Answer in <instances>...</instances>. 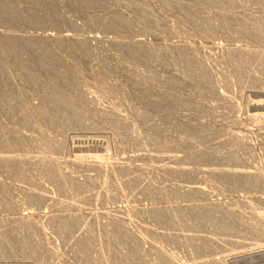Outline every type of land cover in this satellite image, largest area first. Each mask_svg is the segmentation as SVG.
I'll return each mask as SVG.
<instances>
[{
  "label": "rangeland",
  "instance_id": "374dc122",
  "mask_svg": "<svg viewBox=\"0 0 264 264\" xmlns=\"http://www.w3.org/2000/svg\"><path fill=\"white\" fill-rule=\"evenodd\" d=\"M0 1H9L22 14L31 11L33 23L37 22L18 27L0 21V35L34 37L43 43L50 60L57 57L44 80L58 73L72 75L71 80L47 84L31 94L22 72L9 65L11 58L0 47V65L8 66L14 90L7 98L14 104L21 94L29 108L27 122L21 114L0 110V122L26 138L20 149L0 147V153L20 154L27 167L23 176L0 168V190L12 204L10 209L0 207V237L13 231L17 246L21 240L22 248L29 244L0 255V264H84V260L107 264L112 252L123 264L127 260L132 264L133 255L134 260L138 257L136 264H264V60L254 56L255 52L264 55V32H242L236 25L241 17L264 22V0H234L232 6L223 3L216 11L198 0H176L189 4L191 9L188 6L184 12L176 6L166 8L162 0H54L51 20L42 11L47 0ZM134 3L147 5L163 24L140 20L130 8ZM195 13L207 16L209 35L197 23L189 24ZM217 13L231 16V25ZM118 15L132 27L103 29L105 21L116 22ZM125 43L146 46L137 53H124ZM148 45L165 54L147 58ZM229 50L248 59L245 66L242 63L244 79L236 72ZM35 53L28 51L23 57L31 60ZM183 55L194 56L201 64L206 73L201 87L188 76ZM36 68L32 66L31 72L36 73ZM252 78L255 83H250ZM203 86L210 94L201 92ZM57 90L72 96L76 110L83 114L82 124L76 126L73 116H68L72 126L54 130L31 112ZM53 117L57 120V114ZM199 129L206 131L199 134ZM53 140L59 147L49 150ZM160 141L167 145L163 150L156 147ZM77 155L107 164L101 169L76 161ZM53 169L61 174L60 181ZM229 173H253L260 183L249 184L243 178L234 182ZM71 178L80 186L75 191L68 188ZM56 180L68 189H61ZM147 189L162 194L153 196ZM35 193L43 198L38 201ZM163 194L170 196L162 198ZM167 205L171 212L165 217L168 221L162 222L165 218L157 219L153 212ZM199 205L220 208V214L192 227L196 213L203 211ZM185 210L187 215H181ZM66 214L78 216L79 221L61 236L54 217ZM226 225L233 229L218 228ZM107 226L115 233L120 228L124 239L119 242L125 240L108 243L109 250L103 249L102 240ZM192 236L198 241L192 242ZM80 238L90 246L87 250L78 245ZM24 250L32 251L34 259Z\"/></svg>",
  "mask_w": 264,
  "mask_h": 264
},
{
  "label": "bare ground",
  "instance_id": "6f19581e",
  "mask_svg": "<svg viewBox=\"0 0 264 264\" xmlns=\"http://www.w3.org/2000/svg\"><path fill=\"white\" fill-rule=\"evenodd\" d=\"M199 1V3L198 4H203V5H205V6H207L209 9H214L215 10V8L217 9V7H218V9H220L221 8V4H223V3H228L227 5H231L232 3H234V0H198ZM208 1V2H207ZM210 1V2H209ZM212 1V2H211ZM54 2H55V4H56V1H54V0H47L46 1V3H45V6H44V8L42 9V11L44 10V15L45 16H49L52 12H53V10H54V8H55V4H54ZM137 2V1H136ZM162 2L164 3V6L166 7V8H172V7H174V6H176V7H178L179 9H181L182 10V12H184V10H186V9H188V6H189V4H188V6L187 5H184V4H177V3H179L178 1H176V0H162ZM177 2V3H176ZM181 3V2H180ZM197 3V2H196ZM198 4H196V5H198ZM233 5V4H232ZM231 5V6H232ZM190 7V6H189ZM196 7V6H195ZM230 7V6H229ZM130 8H132V9H134V10H136L137 11V13H138V18L140 19V20H142V21H149V22H152V23H154L155 25H162L163 23L161 22V20L160 19H157L154 15H153V13L149 10V7L147 6V5H145V4H136V3H134V4H131L130 5ZM190 9H191V7H190ZM193 9V8H192ZM216 11V10H215ZM229 11V10H228ZM227 11V12H228ZM195 12H196V10H195ZM33 14H35V13H33ZM37 14V13H36ZM221 14H222V12H221ZM221 14H218L217 13V16L218 17H220V20L222 21V22H226V25L229 27V25H231L229 22H228V20L230 19V17H228V15L226 14V13H224V15H221ZM51 16V15H50ZM50 16L48 17V18H50ZM32 17H34L33 15H32V12L31 11H28V12H24L23 14L20 12V10L19 9H17L16 7H14V6H12V4L9 2V1H0V21H4V22H2V23H7V24H11V23H13V25H16V26H18L19 27V25L21 26L22 24L23 25H25V24H32L33 22H34V20L32 21ZM45 18V17H44ZM137 18V19H138ZM44 20H46V19H44ZM50 20H51V18H50ZM189 21V20H188ZM237 20H235V22H236ZM36 22V21H35ZM43 22V21H42ZM1 23V24H2ZM37 23V22H36ZM36 23H33V24H36ZM39 23H41V22H39ZM165 23V22H164ZM192 23H197L198 24V26H199V28H200V30L201 31H203V32H206L207 34L208 33H210L212 30L209 28V23H208V19H207V16L206 15H201V14H193V16H191V18H190V21H189V24H192ZM228 23H229V25H228ZM235 24V23H234ZM43 25V24H42ZM101 25V24H100ZM103 25V29L105 28H107V30H109V29H111V30H113V31H120V30H128V29H130L132 26H130V24L127 22V20H126V18L125 17H123V16H117V20H116V22H106L105 21V23L104 24H102ZM101 25V26H102ZM224 25V24H223ZM238 27H239V29L238 30H240V31H250V32H256V33H262V32H264V22H258V23H254V22H249V20L247 21V19L246 18H242L241 17V19H238V21H237V24H236ZM16 26H15V28H16ZM34 26V25H33ZM191 26V25H190ZM180 27V26H179ZM6 28V27H5ZM232 28V27H231ZM8 29V28H7ZM178 29V28H177ZM10 30V29H9ZM30 30V29H29ZM198 30V29H197ZM179 31V30H178ZM8 32V31H7ZM19 32V31H18ZM127 32V31H126ZM175 32H177V31H175ZM180 32H181V30H180ZM249 33V32H248ZM2 34V33H1ZM4 34V33H3ZM61 34V33H60ZM125 35V34H124ZM209 35V34H208ZM63 36V35H62ZM66 36V35H65ZM28 37V36H27ZM26 36L25 37H21V36H16V35H14V34H9V35H0V47H2V50H4L5 52H4V56H5V54L6 55H8L9 56V58H11L10 59V61H11V64L9 63V65H12L13 67H15L17 70H18V73H20V72H22L20 75H21V77L23 78L22 80H24L26 83H28V86H29V92L31 93V94H37L38 92L37 91H39V92H41V90H43L45 87H47V84H51V83H53V84H55L56 85V83L57 82H63V81H66V80H71V79H69V78H71L72 77V75L70 74V73H67V72H65V73H58V74H54L53 76H48L47 78L49 79V80H44L43 78H42V76H44L45 77V79H46V72L47 71H50L51 70V68L55 65V63L54 62H56V61H58V59H57V57L55 58V57H53V58H51V60H50V58L48 57V55H47V50L43 47V43L40 41V40H37L36 38H27ZM122 37V36H121ZM65 38V37H64ZM39 39V38H38ZM65 39H60L59 40V42H62V41H64ZM67 40H68V38H67ZM130 40V39H129ZM209 40V39H208ZM239 41H240V39H239ZM72 42V41H71ZM77 43V42H76ZM75 43V44H76ZM80 43V42H79ZM73 44V43H72ZM120 44V43H119ZM122 44H123V42H122ZM148 44V43H147ZM144 45H145V43H144ZM144 45L142 46V44L140 43V44H133V43H130V44H124L123 46H122V48H121V51L122 52H124V53H134V52H138V51H140V50H142V49H144L145 47H144ZM184 45V44H183ZM75 49H77V46H75V45H72ZM146 46V45H145ZM177 46V45H176ZM182 47V46H181ZM178 48H179V45H178ZM178 48H176V49H178ZM147 50H148V55H146L147 56V58H150L151 59V57H154V56H156L157 54H159V53H164L165 54V51H163V50H160V49H158V48H154V47H152V46H150V45H148L147 46V48H146ZM146 49H145V51H146ZM180 49H183V48H180ZM248 49V48H247ZM1 50V49H0ZM250 50V49H249ZM28 51H37V53H35V56H34V58L33 59H25L23 56H24V54H25V52H28ZM182 51H184V50H182ZM182 51H180V52H182ZM240 51V50H239ZM2 52V51H1ZM179 52V51H178ZM238 52V51H237ZM250 52V51H249ZM249 52H248V54H249ZM258 52H260V51H258ZM250 53H252V52H250ZM263 53V52H262ZM247 54V53H246ZM245 54V55H246ZM255 55V57H257V58H262L263 60H264V55L263 54H261V53H257L256 54V52L254 53ZM163 55V54H162ZM0 56H2V55H0ZM228 56H229V58L232 60V64H234V68H235V70H236V72L238 73V75L240 76V78H242L243 77V75H244V72L246 71H244V69H245V64H247V62H248V59H246V58H243V56H241L243 59H244V61L242 60V58L240 59V56L238 55V54H236V53H234L233 51H231V50H229V53H228ZM7 57V56H6ZM250 57H251V55H250ZM47 58H49V60L50 61H47ZM196 58V57H195ZM194 58V56H191V55H188V56H185V55H183L182 56V63H183V65L185 66V68H186V70H187V74H188V76L190 75V78H192L193 79V81L196 83V84H200V87H201V83H204V81L206 80V73L204 72V70H203V68H201L200 66H201V64L200 63H196V59ZM253 59V58H252ZM7 60H8V57H7ZM242 60V61H241ZM3 61H4V59H3ZM244 62V66L242 65V63ZM2 64V63H1ZM200 65V66H199ZM32 66H35V67H38V68H36L37 70V72L35 73V72H31V68H32ZM10 68V67H9ZM7 69H8V66L7 65H0V94H2V98H0V110H6V114H9V115H13L14 113L15 114H21L20 116H22L23 117V119L25 120V122H27L28 121V119H27V117L26 116H28L27 115V110L29 109H27L24 105H23V103H22V101H21V97H20V95L18 96V98L16 99V101L14 102V104H11L10 102H9V100H8V96L9 95H11L12 93H13V89H12V87H11V84L9 83V77H8V75H7V73H6V71H7ZM70 70V69H69ZM74 70V69H73ZM20 71V72H19ZM71 76V77H70ZM50 77V78H49ZM246 78H249L248 76H246ZM243 79H244V77H243ZM250 79V78H249ZM74 80V79H73ZM245 80H247V79H245ZM248 81H250V80H248ZM245 82V81H244ZM250 83H255V81L253 80V78L251 79V81H250ZM249 84V83H248ZM52 85V84H51ZM54 86V85H53ZM197 86H199V85H197ZM253 86V85H252ZM208 89V87H204L203 86V88L201 89V92L203 91V90H205V92H210V90H207ZM245 89V88H244ZM63 91V90H62ZM62 91H58L57 90V92H55L54 93V91L52 92V93H50V94H48L47 96H45V97H43L42 98V101H41V103L39 104L38 103V105H36V106H33V108L31 109L32 111V113L35 115V116H37V117H39L41 120H43V121H45V123H49V125L48 126H50V127H52V128H54V130H56L57 128H60L61 130H62V127H63V129H65V128H68L69 126L68 125H71L70 123H68L67 122V117L68 116H73V118H74V121H75V125L77 126V124H78V126H79V124H82V117H83V114H81V113H79L77 110H76V105L74 104V102H73V98H72V96L70 95V94H67L66 92L64 93V92H62ZM204 92V91H203ZM202 92V93H203ZM204 92V93H205ZM207 92V93H208ZM17 93V92H16ZM170 94V93H169ZM208 94H210V93H208ZM17 96V95H16ZM259 98V97H258ZM40 100H41V98H40ZM254 100H255V98H254ZM261 101V103H263L262 102V100H260ZM259 101V102H260ZM257 103H258V101H257ZM183 104H185L186 105V103H183ZM195 105H196V103H195ZM198 105V104H197ZM257 105V104H256ZM263 105V104H262ZM199 106V105H198ZM197 106V107H198ZM27 109V110H26ZM259 109L260 110H262V108H260V105H259ZM47 110H50V112H48ZM18 112V113H17ZM55 114H57V120H55L54 119V117L53 116H55ZM118 118H119V116H118ZM200 124V123H199ZM66 125L68 126V127H66ZM72 126V125H71ZM84 126H87V125H83V127ZM65 127V128H64ZM81 127H82V125H81ZM80 127V128H81ZM85 129V128H84ZM203 131L205 132L206 130H203V129H199L198 130V133L200 134V133H203ZM95 132V131H94ZM93 132V133H94ZM126 132V131H125ZM208 132V131H207ZM209 133V132H208ZM205 134H207V133H205ZM229 135V134H228ZM23 136V135H22ZM101 138V137H100ZM25 139L26 138H24V137H21V136H19V135H17L16 134V132L12 129V128H9V127H7V126H4L1 122H0V147L1 148H4V149H7V148H11V147H16V146H19V149H20V146H22V144L25 142ZM95 139V138H94ZM102 139V138H101ZM104 139V138H103ZM54 141V140H53ZM106 141V140H105ZM159 141V140H158ZM101 143V142H100ZM107 144V143H106ZM106 144H104V145H106ZM82 145V144H81ZM160 147V148H162V149H160V148H158V149H160V150H163V148H166L167 147V145L164 143V142H162V141H160L159 143H157V146L156 147ZM56 147H59L58 146V144L54 141V142H50L49 143V147H48V149L50 150H52V149H54V148H56ZM12 149V148H11ZM10 149V150H11ZM47 149V150H48ZM79 149V148H78ZM79 150H81V149H79ZM78 150V151H79ZM165 150H167V149H165ZM156 151V150H155ZM158 151V150H157ZM158 153H160V152H158ZM75 155V154H74ZM203 155H206V154H203ZM197 157V156H196ZM203 158L205 157V156H202ZM201 157V158H202ZM76 161H81V160H84L85 162H87L88 164L89 163H91V164H97V167H101V166H104L105 164H107L106 162H100V161H96L95 160V162H97V163H94V162H91V160H89V158H87V157H85L84 155H77V156H75V158H74ZM94 160V159H93ZM209 161V160H208ZM207 161V162H208ZM86 163V164H87ZM217 165V164H216ZM211 166V165H210ZM225 166H226V164H225ZM230 166V165H229ZM48 167V166H47ZM107 167H108V165H107ZM232 167V166H231ZM234 167V166H233ZM0 168H2V169H4L5 171H7V172H10V173H13V174H16V175H19L20 174V176H23V175H25V173L27 172L26 171V162H25V160L23 159V158H21V156H20V154H17V153H6V152H1L0 153ZM120 168V167H119ZM228 168V167H227ZM48 169H49V172H51L52 170H51V167L49 166L48 167ZM101 169H102V167H101ZM108 169V168H107ZM113 169V168H112ZM116 169V168H115ZM115 169H114V171H115ZM212 169V168H211ZM54 170V169H53ZM103 170H104V168H103ZM106 170V169H105ZM104 170V171H105ZM109 170V169H108ZM108 170H106V172L108 171ZM110 170H111V168H110ZM119 170V169H118ZM117 169H116V171H118ZM226 170V169H225ZM230 170H232L233 171V169H230ZM26 171V172H25ZM115 171V172H116ZM231 171V173H233ZM54 172V176H55V179H57V180H61L62 178H61V174H59L58 172H56L55 170L53 171ZM226 172H227V170H226ZM226 172H224V173H226ZM230 172V171H229ZM235 172V171H234ZM240 172V171H239ZM252 172V171H251ZM107 173H109V172H107ZM221 173H222V171H221ZM231 173H229L230 174V178L234 181V182H238L239 180L240 181H245L246 183H251V184H253V185H257V184H259L260 183V181H259V178L257 179V177H254V175H252V174H247V173H242V174H231ZM241 178H243V180H241ZM21 179V178H20ZM25 179V178H24ZM27 179H29V178H27ZM71 179H73V178H71ZM33 180V178H31L30 177V179H29V181H32ZM56 180V181H57ZM76 180V179H75ZM74 179L73 180H68V182H67V180L65 181V183L67 182L68 184V188H69V190H73V191H75L76 190V188L77 187H80V186H78V183L75 181ZM34 181V180H33ZM32 181V182H33ZM59 181H57V182H59ZM133 181V180H132ZM2 183V182H1ZM59 184L60 185H58L59 187H61V185L62 184H64L63 182H62V184L59 182ZM80 184V183H79ZM138 184V183H137ZM64 186H66V185H64ZM143 186V185H142ZM263 186V185H262ZM26 188V187H25ZM62 188H67V187H61V189ZM67 188V189H68ZM78 189V188H77ZM198 189V188H197ZM39 190V189H38ZM250 190V189H249ZM148 191L151 193V190L150 189H147L146 190V193L147 194H150V193H148ZM153 193H151L150 195H153V196H156V195H158L159 196V194H162L161 192H155V191H152ZM168 193H169V191H168ZM36 194V193H35ZM170 195H172V194H175V192H170L169 193ZM188 194V193H187ZM190 194V193H189ZM33 195V194H32ZM139 195V194H138ZM170 195H165V194H163V196H161L162 198L163 197H165V196H170ZM180 195V194H179ZM42 195L41 194H36L35 196L33 195V197L34 198H36L37 200L39 199V198H43V197H41ZM8 197V196H7ZM7 197H6V195H5V193H4V191H2V190H0V207L2 208H5V209H10V207H11V205H10V203H9V201L7 200ZM166 199V198H165ZM168 199V198H167ZM170 200V199H169ZM39 201V200H38ZM163 201V200H162ZM37 202V201H36ZM168 202V201H167ZM155 203V202H154ZM167 204V203H166ZM178 206V205H177ZM200 206V205H199ZM165 207H167V209H164V207H162L163 209L162 210H156L157 212H153V215L154 216H156L157 217V219L158 218H162V217H167V214L169 213V211H170V209H168V208H170V207H168V205L167 206H165ZM194 207V206H193ZM196 207V206H195ZM193 208V209H196V208ZM201 207V206H200ZM69 208V207H68ZM159 208V207H158ZM158 208H156V209H158ZM198 208V207H197ZM202 208V207H201ZM152 209V208H151ZM150 209V210H151ZM160 209V208H159ZM180 209V208H179ZM200 209V208H199ZM218 209H220V208H212V207H210L209 209H204V208H202L201 210H203V211H200V212H198V213H196V217H195V221L196 222H194V223H192L190 226H195V225H197V223H200V222H202V221H206V222H208V220H210V219H213L214 217H217L219 214H220V211L218 210ZM155 210V209H154ZM169 210V211H168ZM172 210V209H171ZM14 211V210H13ZM186 211V210H185ZM191 211V210H190ZM4 212V211H3ZM171 212V211H170ZM183 212V211H182ZM181 212V213H182ZM17 213V212H16ZM187 211L186 212H184V214H181V215H187ZM14 214V213H13ZM152 214V213H151ZM221 214H222V212H221ZM8 215V214H7ZM62 215V214H61ZM67 215V214H66ZM231 215V214H230ZM55 219H56V222H58V223H56V224H58L57 226H59L58 228H59V230H58V233H59V231H60V233L59 234H61V236H62V234L64 235H66L69 231H71V229L73 228V226H75L77 223H78V221H79V217L78 216H75V215H67V216H56V217H54ZM164 218H162V219H164ZM185 218V217H184ZM161 219V220H162ZM161 220H159V221H161ZM163 221H168V220H166V218H165V220H162V222ZM113 221H111L110 223V230H114V228L113 227H115L114 226V223H112ZM171 223H172V221H170ZM28 223V222H27ZM27 223H26V225H27ZM117 224V223H116ZM174 224H175V222H174ZM25 225V226H26ZM107 225H109V224H107ZM85 226V225H84ZM106 226V225H105ZM189 227V226H188ZM57 228V229H58ZM108 228V226L105 228L104 227V229H105V232L103 233L104 235H105V239H102V240H104L105 241V245L103 244L104 243V241H102L101 243H99V244H101L102 245V248L105 246V248H103V249H106V250H109L108 248H107V245H108V243H110V242H119L120 240H122V239H124L123 238V235H122V230H119L118 229V232H112V231H109V229H107ZM172 228H174V227H172ZM219 229H221V231L223 230V231H230V230H232L233 229V225H226L225 227H218ZM218 228H217V230H218ZM235 228V227H234ZM107 230V231H106ZM193 230V229H192ZM89 231V230H88ZM9 232V231H8ZM11 232V231H10ZM234 232V231H233ZM1 233V232H0ZM87 233V232H86ZM219 233V232H218ZM17 233H13V231H12V233H5V234H3V236H1L0 238V255H4V257L6 256L5 254H8V255H10V253L11 252H13V250L15 249V248H17V247H19L20 245L22 246V244H20V243H24V241L23 240H21V242L18 244V246H17V244H16V242H15V240H16V238L15 237H17V236H14V235H16ZM70 234V233H69ZM102 234V235H103ZM2 235V234H1ZM13 237L15 238V239H13ZM101 237V236H100ZM103 237V236H102ZM101 237V238H102ZM219 237V236H218ZM101 238H99L100 240H101ZM104 238V237H103ZM200 237H198V239H199ZM202 238V237H201ZM233 239V238H232ZM13 240V241H12ZM20 240V239H19ZM69 240V239H68ZM100 240H99V242H100ZM190 240L192 241V242H194V241H198L197 240V238H196V236L195 237H193L192 236V238H190ZM23 241V242H22ZM125 240H123V241H121V243L122 242H124ZM15 242V243H14ZM255 242V241H254ZM77 243H78V245H80V246H82V247H84L82 250H84L86 247H88L89 245H87L86 246V242H85V240L83 239V238H80L79 240H77ZM120 243V242H119ZM120 243V244H121ZM237 243V242H236ZM29 245V244H28ZM27 244L24 246V248H26V246H28ZM104 245V246H103ZM19 247V248H22V247ZM79 246V247H80ZM29 247V246H28ZM81 247V248H82ZM90 247V246H89ZM18 248V249H19ZM24 248H22V249H20V250H23ZM209 248V247H208ZM238 248V247H237ZM28 250H31L30 248H27ZM26 249V250H27ZM204 249H206V248H204ZM211 249V248H210ZM26 250H24L25 251V253H28ZM85 250H87V249H85ZM128 252H129V250L130 249H126ZM126 250H125V252H126ZM15 251V250H14ZM23 251V252H24ZM158 252H159V250H157ZM127 252V253H128ZM245 252V251H244ZM86 253L88 254L89 253V248H88V251H86ZM86 253H82L83 254V256L86 254ZM107 253V252H106ZM110 253V252H109ZM109 253H108V255H109ZM160 254H161V252H159ZM28 254H30L31 256H33V258L32 259H34V253L31 251L30 253H28ZM110 254H112L111 256H109L110 257V259H108V263H107V261L105 262V263H107V264H123L122 262H123V260H121V259H119V258H117V256H116V254L115 253H110ZM125 254V253H124ZM129 254H130V252H129ZM128 254V255H129ZM239 254V253H238ZM7 255V256H8ZM91 255V254H90ZM123 255V253L121 254V256L120 257H122L123 259H124V261H125V258L126 257H123L122 256ZM128 255H124V256H128ZM24 256V255H23ZM92 256V255H91ZM119 256V255H118ZM137 255H136V253H135V257H136ZM139 256V255H138ZM85 257H90V256H85ZM105 256H103V258H104ZM130 257V256H129ZM243 257V256H242ZM91 259H92V257H90ZM94 258V257H93ZM131 258V257H130ZM133 258H134V255H133ZM133 258H131L132 259V264H136L135 263V261H137L138 262V257H136V259L134 260ZM90 259V260H91ZM127 259H129V258H127ZM126 259V260H127ZM130 259V260H131ZM166 259V258H165ZM164 259V260H165ZM25 260V259H24ZM84 260V259H83ZM93 260V259H92ZM102 260V259H101ZM168 259H166L165 261H167ZM5 261V260H4ZM11 261V260H10ZM87 261H89V260H87ZM87 261H85L84 260V264H86V262ZM104 261V260H103ZM122 261V262H121ZM235 261V260H234ZM261 261V260H260ZM25 262V261H24ZM27 262V261H26ZM30 262V261H29ZM127 262H128V260H127ZM127 262H125V263H127ZM17 263V262H16ZM104 263V262H103ZM124 263V264H125ZM130 262H128V264H129ZM139 263V262H138ZM257 263V262H256ZM20 264V263H19ZM34 264V263H33ZM174 264V263H173Z\"/></svg>",
  "mask_w": 264,
  "mask_h": 264
}]
</instances>
